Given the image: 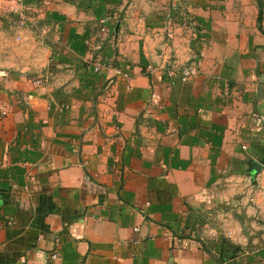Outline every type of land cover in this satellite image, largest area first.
<instances>
[{"label": "crops", "instance_id": "crops-1", "mask_svg": "<svg viewBox=\"0 0 264 264\" xmlns=\"http://www.w3.org/2000/svg\"><path fill=\"white\" fill-rule=\"evenodd\" d=\"M0 264H264V0H0Z\"/></svg>", "mask_w": 264, "mask_h": 264}, {"label": "built area", "instance_id": "built-area-1", "mask_svg": "<svg viewBox=\"0 0 264 264\" xmlns=\"http://www.w3.org/2000/svg\"><path fill=\"white\" fill-rule=\"evenodd\" d=\"M173 70L170 71V75H173ZM197 74V69L193 66H188L187 68L184 69L183 71V75L184 77H188V76H192V75H196Z\"/></svg>", "mask_w": 264, "mask_h": 264}, {"label": "water", "instance_id": "water-1", "mask_svg": "<svg viewBox=\"0 0 264 264\" xmlns=\"http://www.w3.org/2000/svg\"><path fill=\"white\" fill-rule=\"evenodd\" d=\"M118 28H119V24L117 25L116 29L118 30ZM261 168H262V164L260 162H258L256 160H253L251 162V170H253L255 172H259L261 170Z\"/></svg>", "mask_w": 264, "mask_h": 264}]
</instances>
